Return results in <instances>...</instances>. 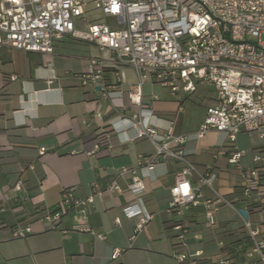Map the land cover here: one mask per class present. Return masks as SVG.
Returning <instances> with one entry per match:
<instances>
[{
  "label": "crops",
  "instance_id": "crops-1",
  "mask_svg": "<svg viewBox=\"0 0 264 264\" xmlns=\"http://www.w3.org/2000/svg\"><path fill=\"white\" fill-rule=\"evenodd\" d=\"M82 1L84 19L76 21L78 29H84L90 21L115 22L94 8V0ZM91 58L103 61V74L97 84L83 85L75 74L84 71ZM114 60L113 51L100 50L70 35L56 41L52 53L0 47V264H190L174 255L173 225L179 221L188 231L186 250H202L199 264L228 252L218 241L230 244L244 237L242 225L234 232L229 221L218 217L220 209L229 205L220 207L212 227L205 226L200 208H189L183 216L165 211L169 188L180 170V164L172 158L156 164L145 179L139 206L151 218L137 232L136 219L123 212V207L136 201L126 189L128 177L119 179L120 190L94 196L87 207V222L103 234L102 239L74 229V212L64 215L55 229H48L41 218L34 219L38 213L44 215L55 209L62 189L70 187L76 196L87 197L104 190L118 167L134 166L138 157L146 159L153 154L152 142L147 137H136L134 129L111 133V147H94L95 133L106 128L112 117L130 115L140 108L152 109L150 121L159 128L174 121L175 133L187 135L183 148L196 167L204 170L207 165H215L218 179L213 188L238 209L246 208L254 222L264 221V204L242 197L236 170L225 158L212 161L213 149L226 144V134L209 131L196 136L206 106L213 101L212 88L197 86L196 90L205 86L212 93L208 104L191 121L185 109L196 90L191 95L176 96L150 78L142 85L140 104L132 103L127 91L137 82L135 70ZM159 86L161 91L157 90ZM106 91L115 92L108 95ZM239 135L246 136L251 144L239 146ZM262 143L264 139L245 132L236 135L235 145L245 150L243 166H253L251 149ZM201 192L214 196L207 186ZM25 225L31 227L30 233L11 236L14 228ZM191 232H198L199 238ZM234 264H243V259L236 256Z\"/></svg>",
  "mask_w": 264,
  "mask_h": 264
},
{
  "label": "built area",
  "instance_id": "built-area-1",
  "mask_svg": "<svg viewBox=\"0 0 264 264\" xmlns=\"http://www.w3.org/2000/svg\"><path fill=\"white\" fill-rule=\"evenodd\" d=\"M93 6L115 19V26L90 21L84 29H78L76 21L84 19L82 0H0V47L52 53L55 42L70 35L100 50L109 49L115 54L114 63L130 65L135 70L137 82L127 95L137 104L141 102L142 85L150 78L176 96L191 95L201 84L211 87L213 101L206 106L196 136L209 131L225 133L226 144L211 153L213 163L225 158L238 174L242 197L264 204V143L251 149V167L243 166L245 150L235 145L240 132L264 139V0H94ZM103 70V61L91 58L86 69L75 76L83 85L97 84ZM115 76L119 80L118 72ZM106 92L109 95L115 91ZM150 116L152 109L145 108L130 115L119 114L95 133L97 149L111 147V133L134 129L136 137H147L152 142L154 152L146 159L138 157L134 166L118 167L104 190L87 197L76 196L70 187L62 189L55 209L41 217L46 227L58 228L61 218L74 212V229L102 239L103 234L95 232L87 222V207L94 196L120 190L119 179L128 177L126 189L136 201L123 207V212L136 219L134 232L141 230L151 218L139 206L145 179L156 164L172 158L180 164V170L169 188L167 213L183 216L189 208H200L205 226L212 227L220 207L229 205L243 221L244 237L230 244L218 241L228 252L212 256L205 264H234L236 256L243 259V264H264V221L254 222L246 208L244 218L234 202L213 188L218 179L215 165H207L204 170L196 167L183 148L187 135L175 133L174 121L159 128ZM43 151L41 148L40 153ZM203 186L209 187L214 196H204ZM15 187L19 189V184ZM173 228L176 259L199 264L202 250H186V225L179 221ZM31 231L29 225L17 226L11 236L21 237ZM191 234L194 238L200 236L198 232Z\"/></svg>",
  "mask_w": 264,
  "mask_h": 264
},
{
  "label": "rangeland",
  "instance_id": "rangeland-1",
  "mask_svg": "<svg viewBox=\"0 0 264 264\" xmlns=\"http://www.w3.org/2000/svg\"><path fill=\"white\" fill-rule=\"evenodd\" d=\"M108 22L113 26L115 25L112 19H108ZM157 90L161 91L162 87L159 86ZM211 93L212 91L209 88L201 86L188 98L185 109V116L188 120H196L201 112L202 106L207 105L210 101L209 95ZM236 143L241 147H247L251 144V140L244 135H239ZM218 217L229 221V225L234 229V232L239 230L243 222L240 216L231 207L227 206L220 209ZM256 218H259V215Z\"/></svg>",
  "mask_w": 264,
  "mask_h": 264
},
{
  "label": "water",
  "instance_id": "water-1",
  "mask_svg": "<svg viewBox=\"0 0 264 264\" xmlns=\"http://www.w3.org/2000/svg\"><path fill=\"white\" fill-rule=\"evenodd\" d=\"M239 212L244 218H247V213H246V210L244 208H240Z\"/></svg>",
  "mask_w": 264,
  "mask_h": 264
},
{
  "label": "trees",
  "instance_id": "trees-1",
  "mask_svg": "<svg viewBox=\"0 0 264 264\" xmlns=\"http://www.w3.org/2000/svg\"><path fill=\"white\" fill-rule=\"evenodd\" d=\"M42 215H43L42 213H38V214L34 217V219H35V220H38L39 218L42 217Z\"/></svg>",
  "mask_w": 264,
  "mask_h": 264
}]
</instances>
